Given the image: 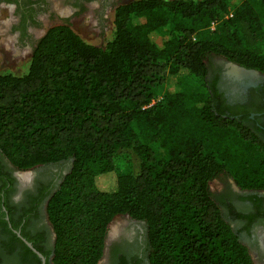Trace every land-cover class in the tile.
Segmentation results:
<instances>
[{"label":"trees","instance_id":"obj_1","mask_svg":"<svg viewBox=\"0 0 264 264\" xmlns=\"http://www.w3.org/2000/svg\"><path fill=\"white\" fill-rule=\"evenodd\" d=\"M214 55L264 73V0L120 3L104 45L54 24L26 72H0V153L19 170L70 162L45 205L51 264H97L120 214L145 223L149 264H254L209 183L264 188V143L226 114ZM183 79L197 90L166 88ZM120 149L136 172L116 170Z\"/></svg>","mask_w":264,"mask_h":264},{"label":"flooded vegetation","instance_id":"obj_2","mask_svg":"<svg viewBox=\"0 0 264 264\" xmlns=\"http://www.w3.org/2000/svg\"><path fill=\"white\" fill-rule=\"evenodd\" d=\"M0 2H12L16 11V21L11 25L13 32L18 40L24 41V46L31 53L37 40L55 24L52 23L53 20H60V15L65 14L66 7L71 12L97 11L101 17L113 6V0ZM24 15L26 19L23 22ZM211 68L217 71L215 85L227 106L226 114L232 113V118L241 119L256 138L264 143V73L253 69L257 79L254 76L251 80L235 81L237 85L233 87L224 66L213 63ZM208 74L213 76V71L208 70ZM69 164L68 160L42 164L33 168V172L24 175V170L14 168L0 153V264H41L40 257L23 239L29 241L44 256L45 264H51V254L45 255L53 244L45 205L48 193L58 185ZM218 178L221 187L215 193L221 197L222 213L242 243L247 246L252 260L251 254L264 264V188L242 189L224 173ZM120 216H127L129 220L121 223L120 230L115 235L111 234L112 237L107 230L108 240H105L103 254L97 264H149L145 223L126 214Z\"/></svg>","mask_w":264,"mask_h":264},{"label":"rangeland","instance_id":"obj_3","mask_svg":"<svg viewBox=\"0 0 264 264\" xmlns=\"http://www.w3.org/2000/svg\"><path fill=\"white\" fill-rule=\"evenodd\" d=\"M129 1L132 0H113V8H109V10L105 12V14H103L101 17L100 14L97 13V11H95L94 13L89 10L83 12H71L70 9L66 7V15H60V20H53L52 23H67L85 41L97 46H102L112 36L114 4L116 5ZM241 1L242 0H227V3L229 8L232 9ZM15 13L16 11H14L12 2H0V72L10 71L15 74H21L26 72L27 70L31 51L27 46H24V41L17 39L16 33L13 32V27L11 25L15 20ZM213 63H215V65L224 66L225 72H227V74L229 75V81L233 82V87L237 85L235 81H241L242 79L251 80L254 78V76H256V79L258 78L255 72L249 73L247 71H245L247 74L240 78L231 75L229 72L232 73V68L234 65L229 64L228 61L220 56L214 55L212 56L210 62H207V64L211 67ZM166 88H168L169 90L176 89L185 92H192L197 90L196 85L188 79L181 80L180 84L177 86H174L172 84V87L169 86ZM163 90L164 89L159 92L158 98L161 97ZM155 150L158 156H164V151L162 149L155 148ZM113 161L116 170L120 173L136 172L138 169V157L130 149L118 150L114 155ZM66 169L64 171H66ZM31 172H33V168L24 170L23 173ZM209 186L212 192H216V190L221 187L220 179L214 178L209 183ZM128 220L129 219L127 216H115L108 227L109 236H111V234L115 235L120 230L122 225L121 223H124ZM115 226H117V232L114 234ZM49 228H51L50 224ZM251 255L253 256L254 264H261L258 258L255 257V255Z\"/></svg>","mask_w":264,"mask_h":264},{"label":"water","instance_id":"obj_4","mask_svg":"<svg viewBox=\"0 0 264 264\" xmlns=\"http://www.w3.org/2000/svg\"><path fill=\"white\" fill-rule=\"evenodd\" d=\"M229 64H233V65H236V66H238V67H240V68H243V69H245V70H249V71H253V72H255L253 69H247V68H244V67H242V66H239V65H237V64H235V63H232V62H229ZM110 224V223H109ZM108 227H109V225H108ZM105 240H108L107 238L105 239ZM23 241L25 242V244L33 251V252H35L39 257H40V259H41V264H45V258H44V256L39 252V251H37L34 247H33V245L29 242V241H27V240H25V239H23ZM106 242V241H105ZM99 262V261H98Z\"/></svg>","mask_w":264,"mask_h":264},{"label":"bare ground","instance_id":"obj_5","mask_svg":"<svg viewBox=\"0 0 264 264\" xmlns=\"http://www.w3.org/2000/svg\"><path fill=\"white\" fill-rule=\"evenodd\" d=\"M245 71H247V72H253V71H249V70H245V69H243V68H240V67H238V66H236V65H234L233 66V68H232V73L231 72H229L231 75H234L235 77H238V78H240V77H242V76H244L245 74H247ZM24 175H28L27 173L26 174H24ZM23 175V176H24ZM114 234L117 232V226H115L114 227Z\"/></svg>","mask_w":264,"mask_h":264}]
</instances>
